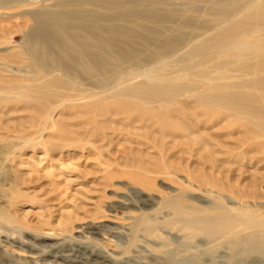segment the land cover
<instances>
[{
  "label": "rangeland",
  "instance_id": "rangeland-1",
  "mask_svg": "<svg viewBox=\"0 0 264 264\" xmlns=\"http://www.w3.org/2000/svg\"><path fill=\"white\" fill-rule=\"evenodd\" d=\"M229 1L0 0V264H51L49 255L75 243L95 245L113 264H181L191 256L198 264H264L262 247L223 241L222 226L213 225L212 236L187 230L191 220L226 210L264 213L257 119L251 125L194 101L211 84L261 106L258 91L234 86L264 75L251 74L259 59L232 47L183 55L215 33L214 20L223 18L215 9ZM99 37L112 45L101 47ZM176 38L174 54L151 56ZM59 63L68 77L47 83L40 70ZM203 71L223 79L204 85L201 78L194 92L164 102L117 94L132 83L189 85L184 79ZM145 199L151 203L141 206Z\"/></svg>",
  "mask_w": 264,
  "mask_h": 264
},
{
  "label": "bare ground",
  "instance_id": "bare-ground-1",
  "mask_svg": "<svg viewBox=\"0 0 264 264\" xmlns=\"http://www.w3.org/2000/svg\"><path fill=\"white\" fill-rule=\"evenodd\" d=\"M239 4H240V2L233 0V1H229L227 3H224L223 6L221 5L218 8H216L215 9L216 12L218 11V12H220V14L222 12L223 18H221V19L223 22L221 21V19H219V21L221 23L214 20L212 27L214 26L215 33H212L209 37H204L202 40L198 41L197 44L188 47L187 51L184 52L183 55H185V54L190 55L193 51L201 50V48H202V51H206L207 47L208 48L210 47L209 49H211V50H213V49L214 50H220L221 49L222 51L232 47L230 50L233 52L234 51H241V53L238 54L239 57H243L246 60L255 59L257 61L259 59V61L257 63L253 64L255 66L254 67L255 71L252 72L251 74L263 73L264 72V0H250L243 5H239ZM226 22H229V23L225 24ZM223 23L225 24L224 27H223ZM183 27H187V24L184 25ZM188 27H190V26H188ZM35 28L37 29L36 26H35ZM32 34H35V33H32ZM37 34H38V32H37ZM38 35H41V34H38ZM194 36H195V34H194ZM198 36H200V35H198ZM41 38H43L42 35H41ZM236 38H238L239 40L238 39L236 40ZM55 39H50L51 44L53 46H55V48L57 47L61 50L66 48L62 43L59 44L58 41ZM98 39L101 41L100 42L96 41V42H98L101 45V47H103V45H104L103 41L108 46L112 45L110 42L105 40L104 37H101V38L99 37ZM180 39L181 38H176L172 41L171 40H168V41L163 40L160 43V45H161V48H159L160 51H158L156 53H151L152 54L151 56H154V55L165 56L168 54H174V50L178 47V45L179 46L181 45V44L177 43V41H179ZM248 39H251V40H248ZM40 40H44V39H40ZM39 43H41V42H39ZM73 45L77 46L78 44H76L74 42ZM43 46L45 47V45H43ZM83 47L84 46L78 45L76 48L77 49L76 51H83L82 53L86 52ZM204 48H206V49H204ZM81 49H83V50H81ZM226 51H228V50H226ZM233 52L230 53L229 55L228 54H226V55L227 56H233V55H235ZM220 54L225 55V51L221 52ZM94 55H92V56H94ZM87 56H89V55H87ZM87 56H86V58H87ZM215 56H217V55H215ZM91 58H89V59H91ZM96 58H95V61H93L94 64L91 66L94 68V70H96V69L98 70V68L101 66V64H99L100 61H98ZM98 59H99V57H98ZM81 60H83V62H85L84 59L81 58L80 61ZM206 61H208V60H206ZM60 64L61 63L53 65V68H52L53 72L48 71L49 70L48 68L47 69H45V68L41 69L40 70L41 77L42 78L47 77V79L45 80L47 83L51 82L54 84V83H58L60 81H63L62 79H63V77H66L68 75L69 69L67 67L63 68V66H61ZM246 66L247 65H245V63H243L241 68L246 69ZM222 68H223V62H221L220 65H216L215 67H213L212 70L219 71ZM55 73L59 74L61 79L57 76H54ZM196 74H197V76H196ZM196 74L195 75L192 74L193 76H196L194 78H198V79H195L194 81L191 79H184V78H186V75L176 76L175 79H173V81L174 80L180 81V80L184 79V81L190 83L189 85H186L184 83L176 84V83L172 82L171 84L165 83L161 86L157 85V84H152L151 86H146L147 84H144V83H132V84L126 85L124 88L122 87L121 89H118L117 94H119L121 92L123 95H131V94L137 95L139 93H143L145 96H143L141 98L143 100L147 101V103H152L154 101L155 102H164V101H167V100H170V99H173V98L179 96L181 94V92H189V91L194 92L195 91L194 88L201 86L200 83H202V82L204 85L205 84L208 85L213 80L223 79L220 75H218L216 78H212V77L208 78V77H206V74L204 71L203 72H197ZM188 76H191V75H188ZM48 78H50L51 81H49L50 79H48ZM144 78L146 80H148L147 77L144 76ZM201 78L203 79L202 82L200 81ZM234 86L249 87L250 89L258 91L260 93V101L259 102H261L262 105L258 106V104H255L257 102V100L255 102H252V100H250L253 97L252 95H248L246 93H238V92L236 93V92H231V91H227L226 93H223V86L211 85V84H210V86H208L206 88L201 87L202 93L199 94L198 96H196V100H194V101H195V103H197L199 105H204V106L206 105L208 107H220V108H223L225 110L231 111L232 113H234L238 116H241L246 121H249L250 122L249 124H251V125L253 124L251 119L252 118L257 119V123L255 125H256L257 129L261 132L260 135H262V137H264V75H261L257 78H252L251 80H249L247 82L237 83ZM225 88L228 89L229 87L228 88L225 87ZM143 90H146V91H143ZM252 133H253V131H252ZM138 203L141 206H146L148 203H151V202L148 199H145V200H141V201L139 200ZM203 203H205L204 200H203ZM230 203L233 204L234 202L230 201ZM126 204L127 203H121V204H119V207L124 209ZM239 204H241V203H239ZM251 205L254 206V204H251ZM253 208H254L253 210L250 208H246V209L241 211L240 217H242V216L244 217L245 215H247L249 217L247 219H243V217L240 218L238 215L233 216V214H230V212H227L228 210H226L225 212H223V215H220V216L213 218V219L191 220L189 223L193 227H191V228L186 227V228L189 232L191 231V234L197 235L201 232V233H203L202 235L212 236V235H214V230L211 229L213 227V225L222 226L223 227V234H222L223 235V241H225V239H228V238L236 239L239 241L240 244H244L246 246L257 245V246L262 247V249L264 251V213L259 212L258 209H255V208H257L255 206ZM259 208L264 209V206H260ZM192 209H194V208H192ZM230 210H233V212H234L237 210V208L236 209H230ZM193 211H197V209H194ZM196 221H202V223H205L207 225L201 226L199 224H196ZM145 233H147L149 235H153L155 232L153 229L149 228V229H147V231H145ZM242 235H244V237L239 239V237H241ZM211 242H213V241H210V243ZM94 246H91V247L85 246L82 243H75L73 245H66L62 249L57 251L55 254L49 255V257L51 258V261H49V262L51 264L56 263V261H61L63 263H69V264H72L75 262H78L79 264H113V262H111L112 258L110 255H108L107 253L103 254V253L99 252L98 249H96ZM213 247H214V249L216 248L215 245H213L212 248ZM198 259H199V257L193 258L191 256V258H187L185 260H182V261L179 260V261H181L180 262L181 264H198L199 263ZM42 261L44 262L46 260L44 259ZM44 263H46V262H44ZM174 263H175V261H174ZM216 263L220 264L219 261H216ZM23 264H33L32 258H30L28 261H26ZM126 264H128V263H126ZM201 264H209V263L207 262V260L204 259V260H202Z\"/></svg>",
  "mask_w": 264,
  "mask_h": 264
}]
</instances>
